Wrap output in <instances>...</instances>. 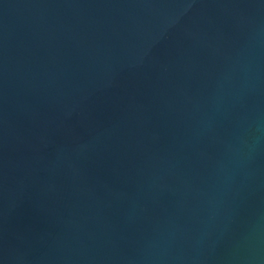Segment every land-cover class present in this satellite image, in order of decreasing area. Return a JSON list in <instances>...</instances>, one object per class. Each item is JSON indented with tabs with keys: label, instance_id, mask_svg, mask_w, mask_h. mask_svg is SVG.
Returning a JSON list of instances; mask_svg holds the SVG:
<instances>
[{
	"label": "water",
	"instance_id": "1",
	"mask_svg": "<svg viewBox=\"0 0 264 264\" xmlns=\"http://www.w3.org/2000/svg\"><path fill=\"white\" fill-rule=\"evenodd\" d=\"M0 264H264V0H0Z\"/></svg>",
	"mask_w": 264,
	"mask_h": 264
}]
</instances>
